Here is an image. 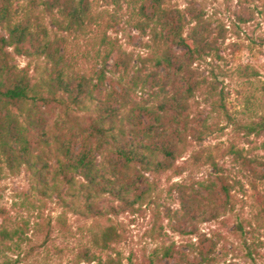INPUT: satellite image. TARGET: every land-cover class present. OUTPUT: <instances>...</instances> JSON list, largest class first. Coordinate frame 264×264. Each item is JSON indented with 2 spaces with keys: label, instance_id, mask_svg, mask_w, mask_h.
I'll list each match as a JSON object with an SVG mask.
<instances>
[{
  "label": "rangeland",
  "instance_id": "374dc122",
  "mask_svg": "<svg viewBox=\"0 0 264 264\" xmlns=\"http://www.w3.org/2000/svg\"><path fill=\"white\" fill-rule=\"evenodd\" d=\"M17 1L26 3L27 0ZM31 1L38 4L40 10L45 6V0ZM164 1L176 14L185 17L189 26L195 24L197 16L206 22L203 27L212 31L209 39L213 38L211 41L218 49V57H205L199 63H192L189 69H194L198 76H208L211 68L219 72L220 67L227 72L225 77H219V82L212 83L217 91H223L228 113L238 124L221 113L216 119L224 129L198 143L193 136L199 122L217 115L208 96L200 98L191 112H185L181 117L166 112L165 124L183 127L186 123L188 126L190 146L175 162L177 168L154 171L135 164L124 171L119 164L123 181L132 184L128 201L122 202L105 194L101 204L103 215L99 217L82 218L74 211H68L56 195L41 198L36 194L25 167L11 171L0 162V264L6 260L7 264H96L89 261L90 252L87 255L82 252L90 248L92 231L111 224L123 234L117 248L125 263L130 257L134 264H142L144 256L164 243L171 245L175 252L173 257L161 259L157 264H264V129L248 134L239 125L256 123L264 118V0ZM144 3L147 12L152 13L151 1L144 0ZM121 6V19L117 24L109 21L106 29L121 48L108 61L109 79L97 87L95 95L100 100L111 91L116 102L125 98L126 108L132 110L142 127L154 125L155 115L160 113L154 109L161 99L159 94L168 96L182 92L186 89V82L174 72L168 75L163 67H151L150 62L142 59L150 53L146 46L148 37L134 28L131 20L129 24L126 22L130 9L125 3ZM93 7L102 11L106 20L115 8L109 0H97ZM39 15L49 36L56 33L58 38L61 37L60 46L66 62L78 73L86 72L90 76L92 70L98 68L94 60L97 49L95 30L84 34L59 29L55 20L60 15L56 8L51 14ZM171 48L176 57H182V47L172 45ZM124 53H130L132 63L139 66V82H130V75L125 82H119L121 68L114 64ZM41 61L26 55H10V63L18 69L27 67L30 74H36V66ZM245 65L257 68L258 75L244 79L238 69ZM144 78L146 81L141 82ZM98 104L99 101H94L87 105V109L65 117L71 125L76 150L84 142H95L90 122L96 116ZM38 109L43 116L64 117L60 109L45 106ZM154 129L160 130V126ZM36 147L37 144L33 143L32 150ZM231 148L240 150V155L232 153ZM200 149L204 150V156L213 155L217 167L207 161L191 164L190 156ZM219 176H225L230 183L234 198L231 208L223 203ZM137 195L141 197L136 198ZM207 200L218 205L215 217L200 215ZM187 210L195 216H185ZM49 221L51 226L48 229L46 224ZM17 226L24 227V234L16 249L11 239H2L1 231L3 227L12 229ZM154 227L156 231L160 230L159 235L153 231Z\"/></svg>",
  "mask_w": 264,
  "mask_h": 264
},
{
  "label": "trees",
  "instance_id": "16d2710c",
  "mask_svg": "<svg viewBox=\"0 0 264 264\" xmlns=\"http://www.w3.org/2000/svg\"><path fill=\"white\" fill-rule=\"evenodd\" d=\"M95 1L45 0V6L40 10L38 4H33L31 0L26 3L0 0V162L11 171L25 167L38 196L51 198L56 195L68 211H74L82 218L102 216L101 204L107 193L122 202L128 201L132 184L123 181L119 164L124 171L135 164L144 170L154 171L177 168L175 162L190 146L188 126L186 123L183 127L165 124L166 112L171 111L181 117L183 113L191 112L200 98L208 96L217 115L199 122L193 136L198 143L224 129L216 119L221 113L235 125L238 124L228 113L223 91H217L212 83L219 82V77H225L227 72L220 67L219 72L211 68L208 76H198L194 69H189L192 63H199L205 57H218V49L211 41L213 38L209 39L212 31L203 27L206 22L196 16L195 24L189 26L185 17L167 7L164 0H150L152 13L147 12L144 0H109L115 8L106 20L102 11L94 9ZM121 3L127 4L130 9L126 22L129 24L131 20L132 26L148 37L146 46L150 53L142 59L150 62L151 67H163L168 75L174 72L186 82V89L182 92L168 96L159 94L161 99L153 108L160 113L155 115L154 125L142 127L132 110L126 108L125 98L116 102L111 91L105 93L104 99L99 100L95 95L97 87L109 79L108 61L121 48L117 39H113L106 30L109 21L117 24L121 19ZM53 8L60 15L55 20L59 29L84 34L95 30L97 49L94 60L98 68L92 70L90 76L86 72L78 73L74 66L66 62L61 51V37L58 38L56 33L53 37L49 36L39 14H51ZM62 41L65 39L62 38ZM172 45L184 49L181 58L173 54ZM10 55H26L41 59L42 63L36 66V74H30L27 67L18 69L10 63ZM118 65L121 68L119 82H125L129 75L130 82L140 81L137 75L140 68L132 63L130 53L120 56L114 64L120 69ZM238 72L244 79L256 77L259 73L257 68L248 65L238 69ZM145 81L146 78L141 82ZM109 98L113 99L110 101ZM94 101H99L95 107L96 116L90 122L95 142H84L76 150L72 128L65 117L87 109V105ZM40 106L60 109L64 117L43 116L38 112ZM239 125L248 134L258 133L264 129V118L256 123ZM155 126H160V130H155ZM33 143L37 144L35 150H32ZM203 151L200 149L192 153L191 164L199 165L207 161L217 167L213 155L204 156ZM231 152L240 155V150L231 148ZM218 181L219 191L224 196L223 203L231 208L234 198L230 183L225 176H219ZM140 197L137 195L136 198ZM217 208L213 200H207L200 215L215 217ZM184 215L195 216L191 211ZM155 216L158 219L159 212ZM46 225L49 229L51 222ZM239 227L243 229L241 225ZM23 228L3 227L1 237L11 239L17 249L24 234ZM153 231L160 234L155 227ZM122 237V232L112 224L92 231L90 248L82 253L87 255L90 252L89 261L96 264H134L130 257L127 258L128 263L121 258L117 246ZM174 252L171 245L163 243L144 256L142 264H157L161 259L173 257Z\"/></svg>",
  "mask_w": 264,
  "mask_h": 264
}]
</instances>
